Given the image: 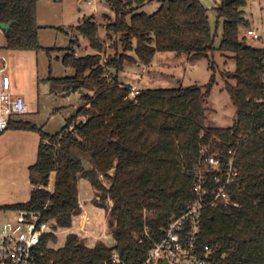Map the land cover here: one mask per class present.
I'll return each instance as SVG.
<instances>
[{"label":"trees","instance_id":"1","mask_svg":"<svg viewBox=\"0 0 264 264\" xmlns=\"http://www.w3.org/2000/svg\"><path fill=\"white\" fill-rule=\"evenodd\" d=\"M149 1L109 0L115 19L105 26L106 35L119 39L113 45L114 55L105 60V44L94 17L71 27L95 52L77 57L78 40L66 49L41 47L37 0L1 2L7 48L44 50L49 57L64 51L61 62L73 68L74 75H50L44 81L51 94L67 98L78 93L82 104L73 106L66 126L55 135L45 133L27 115L10 121L8 129L34 131L40 143L37 161L29 168L33 186L29 201L0 209L41 212L46 207L45 220L71 229L82 214L78 183L84 178L96 191L98 208L105 209L109 200L113 203L109 226L115 245L99 241L91 248L70 232L64 246L55 249L49 244L57 242V235H47L41 263L111 264L112 251L117 250L127 264H141L146 250L137 237L144 224L157 236L194 197L191 170L199 162L201 146L219 149L223 159L235 150L239 176L228 189L233 204L204 211L197 244L227 252L228 264H264V48L240 38V28L250 26L245 17L247 0L229 4L224 0L215 9L218 20H223L218 48L208 9L200 0H155L159 8L147 14L142 9ZM216 51L230 54L235 62L234 72L222 75L236 109L231 127L207 126L215 75L206 86L139 89L135 99L129 98L131 86L120 79L127 63L150 65L157 53L185 56L193 63L210 61ZM210 67L214 70L213 62ZM54 173L51 193L47 188Z\"/></svg>","mask_w":264,"mask_h":264},{"label":"rangeland","instance_id":"2","mask_svg":"<svg viewBox=\"0 0 264 264\" xmlns=\"http://www.w3.org/2000/svg\"><path fill=\"white\" fill-rule=\"evenodd\" d=\"M88 1H91L92 5H88ZM200 1L208 9L209 21L215 36V48H218L222 41L223 20H218L215 9L224 0ZM247 3L245 17L250 21V26L240 28V38L244 39L250 46L264 48V0H247ZM37 6L40 15L46 18L44 22L57 28L43 32V38L47 41H40L42 46L65 49L72 40L76 39L75 34L80 39L79 45L75 48L76 56L94 54L95 52L90 48L88 40L71 30V27L79 25L85 18L94 17L99 25V36L105 44L103 59L114 55L113 45L119 38L114 37L113 40H110L105 31V26L115 19V13L109 0H82L79 3L78 0H37ZM158 8L159 3L150 0L142 11L153 14ZM58 27L64 31L58 30ZM248 29H255L261 40L258 41L249 37L247 35ZM64 54V51L56 50L49 57L44 50L29 52L32 57V66L19 79V87L27 90L25 94H21L29 108L27 117L38 122L43 127L44 132L50 135L59 133L66 126L67 118L74 111L73 106L82 104L78 93H71L67 98L51 94L50 84L44 81L50 75L55 78L74 75V69L65 67L61 62ZM230 56V54L223 55L216 51L210 61L203 59L188 63L185 56L177 57L173 53H157L153 66L149 70L127 63L125 71L120 74V79L127 85L137 84L138 89L177 88L179 86L187 88L194 85L206 86L210 83L212 76L215 75V84L207 102V126L227 128L233 125L236 117V109L231 102L230 95L224 89L225 81L222 78L223 74L226 75L235 70V62L230 59ZM212 62L214 63V70L210 67ZM7 74L11 79L13 88L14 79L11 67L8 68ZM113 173L114 171L111 172V174ZM26 178L25 167L20 163V158L15 153L11 152L7 155L0 153V207L11 205L26 196L27 191H29ZM104 182L109 185L106 181ZM55 183L56 174L54 173L49 188L54 189ZM78 189L79 200L83 205L82 211H86L88 215L87 232L84 230L72 232L84 239L88 247H94L99 241L109 247L114 246L115 240L109 226L111 201L107 202L105 209L98 208L95 203L96 191L91 183L84 178L79 179ZM12 216L11 211L0 209V223L12 218ZM78 220L79 217L75 219L74 227L79 224ZM70 232L59 230L57 242L49 245L55 249L63 247Z\"/></svg>","mask_w":264,"mask_h":264},{"label":"built area","instance_id":"3","mask_svg":"<svg viewBox=\"0 0 264 264\" xmlns=\"http://www.w3.org/2000/svg\"><path fill=\"white\" fill-rule=\"evenodd\" d=\"M88 5H92V2L89 1ZM247 35L261 40L255 29H248ZM7 71V59L0 57V133L8 130L12 119L29 113L23 97L13 96ZM138 93L137 86H131L129 98L135 99ZM235 156L236 151L230 150L223 159L219 149L201 146L199 162L191 170L194 175V197L187 203L184 212L173 215L157 236H153L147 223L144 224L142 236L137 237L138 245L146 250L141 264H228L227 252H221L216 246L199 247L197 239L206 209L233 204L228 189L239 176ZM47 189L54 192V189ZM45 210L46 207L41 212L26 209L11 211L12 218L0 223V264H42L45 256L41 248L44 237L57 235L59 230H64L56 226L53 220H45ZM87 218V212L83 210L79 224L64 231L87 232ZM110 263L127 264L117 250L112 251Z\"/></svg>","mask_w":264,"mask_h":264},{"label":"crops","instance_id":"4","mask_svg":"<svg viewBox=\"0 0 264 264\" xmlns=\"http://www.w3.org/2000/svg\"><path fill=\"white\" fill-rule=\"evenodd\" d=\"M2 1L3 0H0V7H1ZM81 1L82 0H78V3ZM40 14H41L40 10L38 9V6H37V21H38L39 26L41 27V29L39 30V42L47 41L43 38V32L45 30H48L51 28L55 30L57 29L55 26L53 27L51 26V24L44 22L46 18H44L43 15L41 16ZM6 28L7 26H4L0 23V57H5L7 59V62L9 61L8 68L11 67L12 69L14 86L13 88H11V92L13 96L22 97L21 94L23 93L25 94L27 90L26 88L22 89L19 87V79L21 78L22 75L25 74L27 69L32 66V57L31 55H29V52L12 51L7 48V39H6V33H5ZM74 36L76 37L75 40L80 41L77 35L74 34ZM41 47L56 48V47L42 46V45ZM12 52H15V53H12ZM135 65L137 67L148 68L149 70L153 66V63L150 65H142L140 62H138ZM177 82H179V80H177ZM134 85L137 86V84H130V86H134ZM30 120H33V119H30ZM0 143H1L0 153H2L3 155H7L8 153H11V152L15 153L20 158V163L25 167V170L27 172L26 180H27V185L29 187V191H27L26 196L22 200H19L20 202L19 201L13 202L12 204L26 203L29 201L31 191L33 189V186L29 183V168L32 165H34L37 161L40 136L38 133L34 131L8 129L5 132L0 133ZM80 205L83 209V205L81 204V202H80Z\"/></svg>","mask_w":264,"mask_h":264},{"label":"water","instance_id":"5","mask_svg":"<svg viewBox=\"0 0 264 264\" xmlns=\"http://www.w3.org/2000/svg\"><path fill=\"white\" fill-rule=\"evenodd\" d=\"M231 1H232V0H225V3H226V4H229V3H231ZM84 164H85V162H84ZM89 169H90V166L87 165V166H86V170H89Z\"/></svg>","mask_w":264,"mask_h":264}]
</instances>
